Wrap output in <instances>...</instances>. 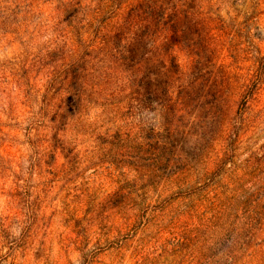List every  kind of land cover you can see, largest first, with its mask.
Returning a JSON list of instances; mask_svg holds the SVG:
<instances>
[{
  "label": "clouds",
  "instance_id": "1",
  "mask_svg": "<svg viewBox=\"0 0 264 264\" xmlns=\"http://www.w3.org/2000/svg\"><path fill=\"white\" fill-rule=\"evenodd\" d=\"M0 264H264V0H0Z\"/></svg>",
  "mask_w": 264,
  "mask_h": 264
}]
</instances>
